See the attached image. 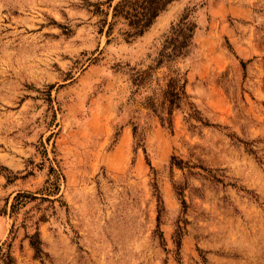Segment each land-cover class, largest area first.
<instances>
[{"label":"rangeland","instance_id":"1","mask_svg":"<svg viewBox=\"0 0 264 264\" xmlns=\"http://www.w3.org/2000/svg\"><path fill=\"white\" fill-rule=\"evenodd\" d=\"M106 1L0 0L1 252L264 264V0H177L129 43L120 25L106 36ZM186 14L187 55L157 67ZM170 79L185 91L172 130ZM17 193L35 200L11 214Z\"/></svg>","mask_w":264,"mask_h":264},{"label":"trees","instance_id":"2","mask_svg":"<svg viewBox=\"0 0 264 264\" xmlns=\"http://www.w3.org/2000/svg\"><path fill=\"white\" fill-rule=\"evenodd\" d=\"M177 0H107L104 4L97 5V13L101 12L100 7L106 5L108 11L111 10V21L107 25L106 36L110 37L113 29L120 25V35L126 43L135 40L143 35L153 24L155 19L165 9ZM114 3V4H113ZM108 16V12L105 14ZM126 28V29H125ZM195 25L190 20V15L182 16L179 22L171 28V37L165 40L163 48L158 55L157 67L165 63L183 58L187 55L191 41L194 36ZM141 80L136 79L134 85H139ZM178 80L170 79L167 89L164 92L165 101L168 104L166 109L167 118L159 116L160 123L163 127L172 130L171 115L174 109H179L182 99L185 97L184 86H177ZM150 108L152 109V105ZM28 200H35L28 193H17L13 198L11 205V214L26 205ZM14 224H12L10 234H13ZM29 245L38 256L41 253L38 230L35 229L33 234L27 235ZM10 246V245H8ZM12 258L9 252L3 253L0 250V261L4 264H12Z\"/></svg>","mask_w":264,"mask_h":264}]
</instances>
